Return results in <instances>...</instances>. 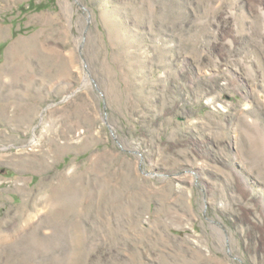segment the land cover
<instances>
[{"label": "rangeland", "instance_id": "1", "mask_svg": "<svg viewBox=\"0 0 264 264\" xmlns=\"http://www.w3.org/2000/svg\"><path fill=\"white\" fill-rule=\"evenodd\" d=\"M0 48V264H264V0H0Z\"/></svg>", "mask_w": 264, "mask_h": 264}, {"label": "trees", "instance_id": "2", "mask_svg": "<svg viewBox=\"0 0 264 264\" xmlns=\"http://www.w3.org/2000/svg\"><path fill=\"white\" fill-rule=\"evenodd\" d=\"M2 52V48H0V53Z\"/></svg>", "mask_w": 264, "mask_h": 264}, {"label": "bare ground", "instance_id": "3", "mask_svg": "<svg viewBox=\"0 0 264 264\" xmlns=\"http://www.w3.org/2000/svg\"><path fill=\"white\" fill-rule=\"evenodd\" d=\"M72 7V6H71ZM260 20V19H259Z\"/></svg>", "mask_w": 264, "mask_h": 264}]
</instances>
